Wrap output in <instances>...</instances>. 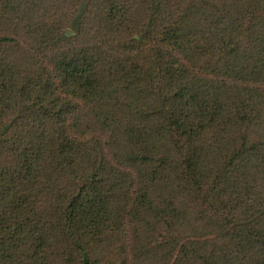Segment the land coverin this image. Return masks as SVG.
Segmentation results:
<instances>
[{"label":"trees","instance_id":"obj_1","mask_svg":"<svg viewBox=\"0 0 264 264\" xmlns=\"http://www.w3.org/2000/svg\"><path fill=\"white\" fill-rule=\"evenodd\" d=\"M0 264H264V0H0Z\"/></svg>","mask_w":264,"mask_h":264},{"label":"water","instance_id":"obj_2","mask_svg":"<svg viewBox=\"0 0 264 264\" xmlns=\"http://www.w3.org/2000/svg\"><path fill=\"white\" fill-rule=\"evenodd\" d=\"M66 35H70V32L68 30L65 31Z\"/></svg>","mask_w":264,"mask_h":264}]
</instances>
